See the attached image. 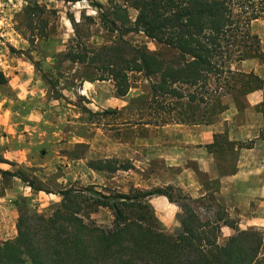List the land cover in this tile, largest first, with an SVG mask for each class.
<instances>
[{"label":"trees","instance_id":"trees-1","mask_svg":"<svg viewBox=\"0 0 264 264\" xmlns=\"http://www.w3.org/2000/svg\"><path fill=\"white\" fill-rule=\"evenodd\" d=\"M84 1L96 9L107 31L122 35L142 32L169 49L172 58L132 46L122 35L112 45L97 48L77 42L68 47L64 58L92 67L100 73V81H113L120 97L130 89L128 73L157 77L151 84L152 98L169 101L167 113L174 123L196 122L181 111L176 119L171 117L177 102L204 105L215 95H231L242 107L248 94L263 87L262 79L253 72H238L234 67L251 59L264 62L260 40L251 32L253 22L264 21V0H109L110 13L95 0ZM129 10L135 12L133 21ZM23 15L26 40L33 45L47 37L57 11L32 0ZM5 83L0 72V84ZM261 112L264 117V102ZM88 166L108 173L134 168L110 159L90 161ZM0 176L18 178L32 190L43 191L20 172L0 170ZM174 193L172 186L134 188L127 194L78 187L63 190L57 194L61 203L50 216L19 209L16 237L0 243V264H264L260 231L239 229L219 204L212 216H203L189 202L179 203L177 199H183ZM155 196L178 203L182 209L176 233L162 230L147 203ZM83 206L109 210L112 227L86 223ZM222 227L234 234L220 243Z\"/></svg>","mask_w":264,"mask_h":264},{"label":"rangeland","instance_id":"rangeland-1","mask_svg":"<svg viewBox=\"0 0 264 264\" xmlns=\"http://www.w3.org/2000/svg\"><path fill=\"white\" fill-rule=\"evenodd\" d=\"M28 1L32 0H0V72L6 79L5 84H0V110H11L12 113H18V100L13 86L15 87L19 80L14 83L12 80L16 78L15 76L21 75L26 78L30 75L31 82H37V85L45 92L43 103L66 111L63 110L62 134L56 138H61V142L56 145L61 146L60 154L50 151L46 144H42L45 146L39 148L38 151L33 149L30 152L33 161L37 160L39 164H46L52 169L46 172L42 167L24 166L20 168V172L29 180H33L36 187L43 191L32 190L30 192L32 196L20 199L19 205L17 199V215L19 216L20 208H26L31 213L50 216L61 203L62 198L57 194L72 187L88 188L103 194L110 192L127 194L134 188L149 190L166 187L168 168L165 158L159 157L161 154L157 151L159 130L154 127L164 126L172 121L167 113L169 101L165 98L156 100L152 98L151 84L158 80L157 77L146 78L141 73H128L130 83L128 93L118 98V106L112 109L107 108L102 101L105 99L104 95L109 94L111 87L116 89L114 82L98 80L100 73L95 69L82 64H73L63 55L69 46L77 42L93 48L109 46L117 42L122 34L104 29L100 24L96 9L84 0L77 3L36 0L42 6H46L47 10H56L57 16L49 25L47 37L36 40L31 45L26 40L28 32H26L23 15V9ZM95 1L102 6L104 11L111 12L109 0ZM128 14L133 21L135 12L129 10ZM251 32L259 38L264 51V21L253 22ZM122 36L123 40L132 46L145 47L150 52L172 58L169 49L148 39L142 32ZM251 60L253 61L244 65V69L256 68L260 76L253 73L260 79L264 78V62L258 59ZM238 64L234 67L235 71H237ZM91 82L90 88L88 84ZM85 90L88 97V90L100 92L95 95L98 100L96 107L93 100L81 96ZM46 96L49 98L47 102ZM221 97L215 95L204 105L188 104L185 100L177 102L171 117L176 119L181 111L189 121H210L223 110ZM51 99H59L58 104ZM16 114L11 116L12 120H18ZM78 115L80 123H78ZM70 119L75 121L70 124L68 123ZM148 124L152 127L148 130L143 129ZM56 134H58L57 130ZM74 134L81 136V144L76 145L70 138ZM149 134L157 136L155 143L152 142L150 147L151 151H156V153L147 157L144 156L143 149L146 151L148 146H143L141 139ZM1 136L6 137L7 133L3 132ZM5 150L3 146L0 147V153ZM108 159L117 160L120 164L130 163L134 168L129 171L108 173L94 171L88 166L90 161ZM233 159L229 156L223 162L231 165ZM0 160L4 159L0 156ZM7 164L14 166L9 161ZM6 168L12 170L13 173H18L15 167ZM16 183L10 177L1 178L0 176V196L5 190L17 192L18 181ZM202 183L208 192L206 196L197 199H193L177 186H167L175 189V197L179 196L183 199H177L179 203L189 202L201 215L212 216L218 205V197L215 195L218 191V183L206 184L205 181ZM150 200L147 203L158 219L162 230L167 234L176 233L180 228L179 220L182 214L179 204L172 203V208H169L166 203L164 206H157ZM81 215L86 223L94 222L104 229L112 227L113 217L107 209L83 206ZM229 219L235 223L238 220L233 215ZM247 229H256L261 232L263 237L261 255L264 256V227H247ZM232 235L229 230L224 229L220 243ZM12 239L14 238L0 235V243Z\"/></svg>","mask_w":264,"mask_h":264},{"label":"crops","instance_id":"crops-1","mask_svg":"<svg viewBox=\"0 0 264 264\" xmlns=\"http://www.w3.org/2000/svg\"><path fill=\"white\" fill-rule=\"evenodd\" d=\"M251 61L253 60L239 63L237 71L255 72L260 76L256 68L244 69V65ZM15 77L13 83L19 80L18 84L13 86L18 100V113L0 110V114L2 113L0 134L7 133L6 137H0V147L6 149L0 153V156L14 166L0 163V170L13 173L6 167H15L20 172V168L30 166L42 167L48 172L52 168L46 164H39L37 160L33 161L30 152L33 149L38 151L45 146L42 144H46L50 151L60 154L61 146L56 145L61 142V138H56L62 134L63 110H66L44 104L45 92L37 82H31L30 75L26 78L21 75ZM262 80L264 81V78ZM88 85L91 88L92 82ZM98 93L100 92L88 90V97L85 90L81 96L93 100L96 107L98 100L95 95ZM119 97L116 89L111 87L102 102L107 108L112 109L118 106ZM48 99L46 96V102ZM52 100L58 104L59 99ZM221 101L223 110L210 121L184 124L172 122L154 127L159 130L157 133L159 146L157 151L161 153L159 157L165 158L168 168L165 185L177 186L193 199H197L206 196L208 192L202 181L206 184L217 182L218 191L215 193L218 197L217 203L229 218L233 215L238 219L236 226L242 230L247 227L261 228L264 227V117L261 112L264 102V83L261 90L245 97L242 107L235 104L231 95L222 96ZM14 114L18 115V120L11 119ZM74 121L70 119L68 123ZM78 123H80L79 115ZM151 127L148 124L143 129L148 130ZM73 137L70 138L76 145L82 143L80 135L74 134ZM156 138V134H149L141 139L143 146H148L146 151L143 149L144 156L150 157L156 153L150 149ZM229 156L234 158L231 165L223 162ZM228 168L230 170H227ZM12 179L15 183L18 181V191L5 190L0 196V235L6 238H15L17 235V199L19 205L20 199L30 196L32 191L20 179ZM150 202L157 206L166 204L169 208L173 206L162 196L152 197ZM224 229L234 234V231L228 227H222L221 231L223 232Z\"/></svg>","mask_w":264,"mask_h":264}]
</instances>
